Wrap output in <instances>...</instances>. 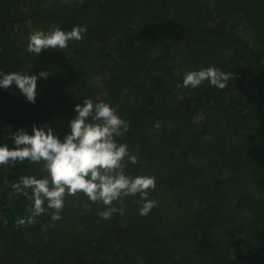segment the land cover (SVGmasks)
Masks as SVG:
<instances>
[{
    "label": "trees",
    "instance_id": "obj_1",
    "mask_svg": "<svg viewBox=\"0 0 264 264\" xmlns=\"http://www.w3.org/2000/svg\"><path fill=\"white\" fill-rule=\"evenodd\" d=\"M49 25L87 31L29 53ZM209 65L230 74L224 88L180 84ZM41 70L34 103L0 89V143L33 124L62 139L74 104L106 101L128 121L126 172L154 176L158 203L139 215L127 196L104 219L78 192L60 220L29 222L11 185L40 165H0V264H264V0H0V72Z\"/></svg>",
    "mask_w": 264,
    "mask_h": 264
},
{
    "label": "clouds",
    "instance_id": "obj_2",
    "mask_svg": "<svg viewBox=\"0 0 264 264\" xmlns=\"http://www.w3.org/2000/svg\"><path fill=\"white\" fill-rule=\"evenodd\" d=\"M87 31L84 25H73L63 30L49 25L47 30L36 29L28 34L26 50L39 54L42 49H64L69 41L82 39ZM41 70L35 75L22 72H0V89L10 85L20 91L28 102H35L36 81L46 77ZM230 74L215 65L192 69L183 73L180 84L196 88L207 81L209 85L224 88ZM179 86V85H178ZM75 115L68 121V131L61 139L48 126L35 124L31 132L23 128L8 132L13 147L0 143V165H14L27 159L40 165L41 175H21L12 183L15 193L23 195L27 206L29 222L46 211L51 221L61 219L65 195L83 193L89 201L100 202L105 207L97 214L109 219L113 213L123 214L122 198L139 196V215H147L157 206L149 198V189H155L156 178L152 175H131L126 172V162L136 164L138 157L129 151L122 138L128 131V121L120 117L115 108L106 101L83 97V102L73 105ZM121 203L116 207L113 202ZM15 223L23 225L25 218L17 217Z\"/></svg>",
    "mask_w": 264,
    "mask_h": 264
}]
</instances>
